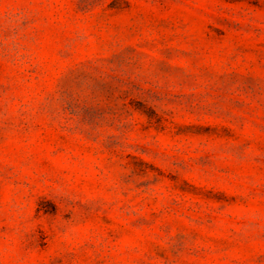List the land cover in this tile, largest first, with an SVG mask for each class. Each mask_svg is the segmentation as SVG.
<instances>
[{"label": "rangeland", "instance_id": "rangeland-1", "mask_svg": "<svg viewBox=\"0 0 264 264\" xmlns=\"http://www.w3.org/2000/svg\"><path fill=\"white\" fill-rule=\"evenodd\" d=\"M0 264H264V0H0Z\"/></svg>", "mask_w": 264, "mask_h": 264}]
</instances>
